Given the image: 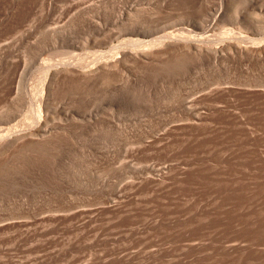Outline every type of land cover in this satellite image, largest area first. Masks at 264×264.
Listing matches in <instances>:
<instances>
[{
  "label": "rangeland",
  "instance_id": "374dc122",
  "mask_svg": "<svg viewBox=\"0 0 264 264\" xmlns=\"http://www.w3.org/2000/svg\"><path fill=\"white\" fill-rule=\"evenodd\" d=\"M0 264H264V0H0Z\"/></svg>",
  "mask_w": 264,
  "mask_h": 264
}]
</instances>
